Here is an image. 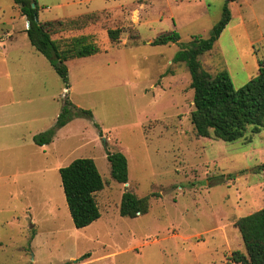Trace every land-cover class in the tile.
I'll use <instances>...</instances> for the list:
<instances>
[{
	"label": "rangeland",
	"instance_id": "obj_1",
	"mask_svg": "<svg viewBox=\"0 0 264 264\" xmlns=\"http://www.w3.org/2000/svg\"><path fill=\"white\" fill-rule=\"evenodd\" d=\"M226 2L231 19L200 59L238 88L264 60V0H39L40 20L65 21L66 40L91 28L100 50L66 61L68 88L29 39L3 63L0 264H243L231 259L246 251L236 221L264 207V127L231 142L197 135L191 73L174 62L195 36H210ZM0 5L6 20L16 14L13 0ZM174 30L178 42L152 44ZM67 99L92 118L76 116L36 144ZM118 151L127 183L111 177L107 154ZM79 157L108 181L96 195L100 217L83 228L59 173ZM126 190L148 198L147 213L120 214Z\"/></svg>",
	"mask_w": 264,
	"mask_h": 264
},
{
	"label": "trees",
	"instance_id": "obj_2",
	"mask_svg": "<svg viewBox=\"0 0 264 264\" xmlns=\"http://www.w3.org/2000/svg\"><path fill=\"white\" fill-rule=\"evenodd\" d=\"M29 21L26 29L34 48L45 55L51 65L69 87V68L66 61L75 57H84L99 52L100 48L89 35L56 39L55 33L63 31L67 23L62 20L39 19L38 0H13ZM33 3L35 4L33 6ZM231 19L228 2L223 7L221 19L214 25L209 37L195 36L192 42L182 48L174 62H185L191 73L194 109L191 121L197 135L216 137L223 141H236L243 138L250 130L258 133L264 127V60H260L258 73L247 83L236 88L231 75L225 69L211 73L203 67L200 57L209 51ZM120 29H108L111 41L119 40ZM177 31L161 33L152 44L178 42ZM76 116L92 118L90 109L80 108L68 99L55 124L34 135L38 145L53 141L56 131ZM107 157L111 167V177L115 181L127 183L129 179L128 159L123 152H109ZM264 169V164L261 165ZM67 205L77 228L90 225L100 217L96 195L104 189L106 181L93 158L79 157L67 166L59 168ZM149 210L148 198L138 197L126 190L120 203V214L136 217ZM246 251L235 250L231 259L236 263L264 264V207L250 214L241 216L236 221Z\"/></svg>",
	"mask_w": 264,
	"mask_h": 264
},
{
	"label": "crops",
	"instance_id": "obj_3",
	"mask_svg": "<svg viewBox=\"0 0 264 264\" xmlns=\"http://www.w3.org/2000/svg\"><path fill=\"white\" fill-rule=\"evenodd\" d=\"M0 9H2L1 5H0ZM101 10L103 9L101 8ZM15 13L16 14L10 16L9 19L6 20L5 13H2V11H0V31H2V33L0 34V71L3 70L4 68L3 63H6V61L8 60L7 59L8 55L11 51L15 49H19L23 45L28 44L27 39L29 38L26 32V29L28 27V19L25 15L21 13L20 10H18V8H16ZM39 19H40V12H39ZM93 31L91 30V28H88L82 31L80 34L93 35ZM65 33H66L65 31H62L63 36L56 33L57 35L54 34L53 38L61 39L63 37L68 36ZM4 76H5V72L3 74L0 72V78ZM10 88H11L10 86L6 87L5 84L2 85L0 87V97L3 94H7Z\"/></svg>",
	"mask_w": 264,
	"mask_h": 264
},
{
	"label": "water",
	"instance_id": "obj_4",
	"mask_svg": "<svg viewBox=\"0 0 264 264\" xmlns=\"http://www.w3.org/2000/svg\"><path fill=\"white\" fill-rule=\"evenodd\" d=\"M35 4L33 3V6H34ZM28 25H29V21H28Z\"/></svg>",
	"mask_w": 264,
	"mask_h": 264
}]
</instances>
